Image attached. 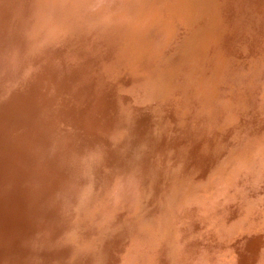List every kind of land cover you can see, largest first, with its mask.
I'll return each instance as SVG.
<instances>
[{
    "label": "rangeland",
    "instance_id": "1",
    "mask_svg": "<svg viewBox=\"0 0 264 264\" xmlns=\"http://www.w3.org/2000/svg\"><path fill=\"white\" fill-rule=\"evenodd\" d=\"M4 1V6L1 7L2 14L0 21L4 19L1 23L3 27L5 26L8 29L6 26L13 11L16 8L19 10L24 3L23 1L29 2L30 0ZM163 1L161 4L164 7L163 16L165 18L169 15L175 17V22L173 23L175 24L174 31L170 35L168 43V40L164 41L163 39V26L161 23H158L152 28L151 34L145 38L144 45H137L134 51L137 56L142 53L144 54L147 50L146 47L156 45L153 50L150 49L152 56L149 57L151 59L148 61L150 64L153 63L154 67L150 68V65L149 67L146 65L147 67L145 68V65H140L138 67V73L142 74L140 78L138 76H131L132 70L129 63L125 60V55L118 50V44L114 45L112 39L107 38L106 33L109 31L105 29H102V32L96 33L100 36L94 35L93 31L89 32V37L85 40L75 37L79 38L80 42L84 41L81 44L79 41L75 43V47L80 45L77 49H68L73 59L66 58L68 55L60 56L56 61L50 63V66H52L48 68L49 64L43 68L44 63L47 61H43L45 55L39 56L35 60H32L31 63L27 62L26 55H24L23 61L18 59V65H12L10 59H8L6 64V59L0 69V95L2 96L0 98V144H3H1V147L8 148V151L10 148L11 150L14 149L13 151L15 152L17 150L15 145H17L16 141L19 136V134L17 136V132H20L19 127L28 123L25 125V131L27 130L28 133L33 132V130L35 133L39 131L37 128H34V123H31L32 120H29V115H26V113L29 114L27 111L34 106V103L37 108H41L42 99L40 98H43L46 91L52 98L56 93L54 84L61 81L65 76L71 78V69H74L81 62L79 59L82 60L84 56L87 57L86 52H90V54L92 53L90 69H88L87 60H82L81 64L88 73L86 82L91 86L93 93L98 92V101L103 98V102H101V106L97 112L91 117L89 122L85 123L79 122V120H68L66 121L68 123H61L50 117L45 118L48 123H50L49 120H53L50 124L55 134L48 140L50 144L47 147L52 149V155L47 160L49 162L52 161L51 165L53 164L54 167L56 164V167L65 170V175L70 176L65 178H69L68 180H70L66 184V186H69V189L70 186L74 185L80 187L78 193L82 194L81 207L75 213L77 215V213L84 211L87 214L92 211L90 224L84 226L88 227L91 225V233L85 229L78 230L76 221H74V224L71 223L72 218L75 217L69 213H64L63 218L65 220L62 225L55 224L56 226H53L54 233L60 229L62 233L65 232L63 234L66 237L73 236V240L75 239V234L81 243L89 242V238L93 242L96 239L98 243H94L93 247L100 250L102 248L101 245H103L101 238L110 237L109 232L106 231L111 230L113 227H105L103 226V220H96V210L98 208L105 209V203L108 204L109 199L113 197L119 183L123 182V187H129L136 185V183L138 185V182H140L141 188L136 189L135 187L131 194L140 195L142 207H149L147 209L148 213L153 214L152 211L155 208V203H159L160 197L162 198L165 195L167 202L166 205L163 204L165 208L161 209L163 211L162 215H165V213L170 215V211L172 212L171 217H174L170 226L174 229L175 233L178 231V234H187V231L184 230L186 227V229L190 228L188 231H191L193 234L190 239L185 240V243H188L191 247L194 246V248H196L197 242L201 244L205 243L207 246L218 247L219 250L223 251V254H226L225 251L228 249L232 248L235 251L238 248L236 243L241 239L237 240L235 238H240L239 236L235 234L229 235L225 231L226 229H231L233 224H236L235 218L237 213L239 217L240 215L242 216L240 217L241 222L245 220L244 217L246 216H244L242 210L247 209L245 204L262 206L263 213H261L262 215L264 214V203H262L264 201L262 199L264 197V162L261 159V154L264 152V92L262 91L264 89V0ZM93 4L96 7L101 5L95 2ZM74 6L69 5L66 8H62L58 4H54L55 17L58 18V15L61 13L71 11ZM123 6L124 3L122 2L114 10ZM108 8L111 12L114 11L111 10V7ZM90 12H92L91 9ZM72 18L74 17L69 19ZM44 25L42 21L39 22L35 25L33 32L39 35L44 30ZM3 27L0 28V31L4 37L7 30L4 32ZM3 37L2 35L0 36V38ZM26 42L24 45L25 49L23 48V52H21L30 56L31 52L35 50V38H28ZM210 42H212L211 45ZM155 64H157L156 70H154ZM65 68H67L65 75L55 82L56 77ZM38 70H40V75L37 77ZM93 75L94 78L90 79ZM206 80L207 82H205ZM73 82V80L69 81L71 88L76 87L71 85ZM43 83H47L46 90L44 88L41 90L35 88L36 85L42 86ZM206 85L210 89L206 88ZM31 87H33L31 93H28ZM66 88L69 89L67 86ZM69 91L71 90L69 89ZM33 92L35 93L33 98L36 101L29 104L28 102L29 99H32ZM206 95L208 98H206ZM73 96L72 92L67 93L65 90L62 94V100L65 107L66 104L76 106V111L81 107V101L87 104L83 110H78L79 116L84 111H92L97 104H92V98H83L79 91ZM94 96L97 95L95 94ZM212 96L213 98L210 100ZM25 105L27 109L24 108ZM65 107H60L58 110L63 112ZM46 109L50 110V105H47ZM20 115H22V118L19 117ZM43 115L45 114L43 113ZM21 119L25 121L23 120V122ZM17 125L18 127H16ZM53 125L55 128H53ZM9 126L12 127L10 128ZM14 128H18L16 129L18 131L16 132ZM61 131L66 135L65 138L62 137ZM71 136L74 137L72 144L74 149L67 156L63 139L70 138ZM125 136H128L129 143L131 144L126 157L129 163L131 161V168L121 170L123 163L120 165V160H116L119 154L118 151L125 142ZM13 137H15V141L12 140ZM2 140L5 141L3 142ZM11 142H14L15 147ZM60 147L64 149V152L61 153L65 156L63 159L55 154V151H59ZM251 152L254 153L251 154ZM258 152L260 153L258 154ZM6 154L8 155V153ZM237 154L239 155L237 156ZM257 154L258 156H256ZM8 156L13 157L14 155L12 153ZM120 156L124 158L123 155ZM254 157L260 158L257 160ZM35 162V164L33 162L34 166L32 164L30 168L33 170L26 169L27 167L21 164L23 170L19 171L26 173V177L29 176L27 172L30 174L34 170V172L41 173L40 170L44 169L43 164L38 163L40 161ZM151 165L156 169L154 171L155 174L157 175V172L162 174L166 182L163 179H148L147 172ZM40 166L42 167L40 168ZM59 169H56L57 176L62 178V171H59ZM254 170L257 171L254 172ZM121 171L124 172V176H122ZM175 171L176 173H174ZM218 171L220 172L218 173ZM241 171L243 172L241 173ZM217 173L218 175H216ZM72 178L74 183L71 180ZM257 178L258 180H256ZM180 180H182V184H180ZM252 180L254 181L252 182ZM233 183L237 187L239 186V188L233 187ZM257 183L260 184L257 185ZM205 185H207V188ZM53 187L55 188V186ZM219 187H222V189L220 190ZM216 188L217 190H215ZM229 188L230 190H228ZM225 189L229 194L226 193ZM197 191L200 194L196 193ZM219 191H221V194ZM224 192L225 194H223ZM214 194L217 196H214ZM192 195L196 197L202 196L201 201L203 203H199V201L198 205L196 203L194 205L193 203L191 204L192 208L189 210L191 205L183 207V203L185 199L192 200ZM206 197H208V200ZM173 198H176L178 201L175 199L174 202ZM239 199H242V201ZM205 203L206 206L203 207L202 204ZM131 208V210L129 208V210L124 212L130 219L135 218V213H137L135 212L136 209ZM197 208L200 209L198 210ZM196 209L198 212H196ZM191 213L194 214L192 218L190 217ZM195 214H197V218H195ZM138 215L136 217L137 222L142 217L139 213ZM154 215L151 216L155 217ZM185 215L188 220L185 219L186 217L184 218ZM100 216L104 220L107 219V211L104 210L101 214L99 213L98 217ZM151 216L147 215V219ZM87 217L89 219L88 215ZM239 217H237V220H239ZM85 218L86 216L82 217L79 215V219ZM193 218L195 219L193 220ZM232 221L235 222L233 223ZM213 222H215L217 227L212 224ZM223 222L226 224L225 227ZM221 224L222 226L219 227ZM206 225L207 227L209 226L208 229ZM96 227L102 229V233L98 237L94 234L95 238L92 234ZM218 227L225 230H223V235L220 233L222 232L220 231L221 229H218L220 232H215ZM43 230L40 229L41 232ZM116 233L112 234L113 238H116ZM227 233L228 235H226ZM3 234L5 232L2 230ZM41 234L43 237L39 236L41 240L39 241V238H37V241L42 244H49L46 243V240L50 238H44L45 234ZM202 235L204 238L200 239L198 236ZM8 236L3 235V238L8 239V241L2 240L1 236L0 244L1 242H9L11 237L8 238ZM170 237L173 238L170 239V250L166 255V259L170 261L169 264H172L180 255V244L177 243L179 238H176L174 233ZM224 238L226 240H224L225 243L223 242ZM227 239L228 241L231 240L230 244L227 242ZM128 242L124 244L126 248L130 247ZM20 243H17V245L23 244L21 247L28 248L26 241H21ZM54 245L56 246L55 243L51 245V241L49 247L48 245H42L43 251L49 248V251L52 250L53 252L49 255L47 249V256V252L45 251L47 257L46 263L49 264L50 262V264H54V260L57 259L56 261L60 260L61 264H85L87 251L84 253V247L87 244L85 245L84 243L82 246V244L70 243L67 247L69 254L67 257L64 255L62 259L57 249H54L56 248ZM0 247L2 246L0 245ZM81 256H83L82 259ZM52 257L53 259H51ZM189 258L191 257L189 256Z\"/></svg>",
    "mask_w": 264,
    "mask_h": 264
},
{
    "label": "bare ground",
    "instance_id": "2",
    "mask_svg": "<svg viewBox=\"0 0 264 264\" xmlns=\"http://www.w3.org/2000/svg\"><path fill=\"white\" fill-rule=\"evenodd\" d=\"M4 2H5L4 0L2 1L0 0V17L2 14L1 7L4 6ZM23 2H22L23 5L19 10L16 8V10L13 11V14L9 19V23L6 26L8 29H6L5 26L3 27V24L1 23L2 21H4V19L0 21L1 23L0 28L3 27L4 32L5 30H7L6 33L4 34V37H3V33H1L0 31V36L2 35L3 37V38H0V69L2 65H4L6 59H7L6 64H7L8 59H10L11 64L16 65L19 62V60L23 61L24 55H26L28 63H31L32 60H35L41 55H45V58L43 61L45 60L47 61L44 63L43 68H45L48 64L49 65L47 66V68L51 67L52 65L50 66V63L56 61L60 56L68 55L66 56V58L69 57V59L72 60L73 58H71L69 54L70 51L68 49L75 50L80 46V45L79 46L77 45L76 47L74 46L75 43L79 41V38H75V37H80L85 40L87 37H89L88 33L91 31H93L92 33L94 35L100 36V35H97L96 33L102 32V29H105L106 31L107 30L109 31L106 33L107 38H111L114 45L118 44L119 45L118 50L121 51L125 55L124 56L125 60L129 63V66L132 70L131 76H136V77L138 76L140 78L142 76L140 72L138 73V70H139L138 67L140 65L142 64L145 65V68L147 67L146 65H148V67L150 65V68L154 67L153 66L154 64L153 63L150 64L148 61H150L149 59H151L149 57L152 56L151 55L152 51H150V49L153 50L156 47V45H154L153 47L152 45L146 47L147 50L145 51V53L144 54L142 53L141 55H138V56L134 52L137 45L138 46L144 45L145 38H147L151 34L152 28L158 23H161L163 26L162 28L164 32L162 34L164 37L163 38L164 41L168 40V43H169L170 35L173 34V31H174L175 24L173 23L175 22V17L169 15L165 18V16H163L164 7L163 5H161L164 2L163 0H70V1H67V0H30L29 2H25V1ZM93 2L101 4V5L96 7V5L93 4ZM122 2L124 3V6L122 8L114 10L117 6H120ZM54 4H58V6L62 8H66L69 5L70 6L75 5V6L71 11L61 13L60 15H58V18H56L55 17L56 12L53 7ZM108 7H111V10H114V11L111 12ZM90 9L92 10V12H90ZM71 17H74V18L69 19ZM41 21L43 25L44 24L46 25H44V30L41 31L39 35H36L33 32V29L35 25H37ZM208 33H209V30H208ZM28 38H35V42H34L35 50L31 52L30 56L22 53L23 48L25 49L24 45L25 43H27L26 41L28 40ZM84 40H82L81 42L79 41L80 44ZM211 43L212 42H210V45ZM162 48L164 49V47ZM86 53L87 55L86 54L85 55L87 57L84 56L82 60H87L86 62L88 65V69H90L92 53L91 54L90 52H86ZM82 60L79 59V61L81 62ZM81 62H79V64H77V66H75L74 69L73 68L71 69L70 71L71 78H69L68 76L63 77L66 73L67 68H65L56 77L55 82L60 80L62 77L63 78L61 79V81L54 84L56 93L52 96L53 99L51 98V95L46 91V94H44L43 98H40L42 99L41 100L42 104L39 101V103L42 105L41 108H37V106L34 103L35 107L32 104L33 107L29 108V110L27 111L29 114L26 113V115H29V120L30 119L32 120L30 121L31 123H34V126H35L34 128H37L40 132L38 131L37 133H35V131L33 130V132L28 133L27 130L25 131L26 129L25 125H27L28 123L25 125H23L22 123L24 127L23 126L19 127L20 128L19 133L17 132L18 130L16 131V129L18 128L16 129L14 128L15 131L17 132V136L19 134L18 139L16 141L17 145H15L17 149L15 152L13 151L14 149L11 150L10 148L8 151L7 150L8 148L5 149L4 147H1L2 143L0 144V237L2 236L1 239L3 240L4 239L3 235L4 236L6 235V237L9 235L8 238L11 237L12 239V240L9 239L10 241L7 243L1 242L0 244L2 246L0 247V264H48L45 262V260H47L46 255L48 256V252H49V255L53 252L52 250L49 251V248H47L48 252L46 251L47 249H45V251L47 252L45 255V251H43L42 245H48L49 247L50 241H51V245L54 243L56 244V246L54 245V247H56L54 249H57V252L59 253L61 259L63 258L64 255L67 257V255L69 254V250L67 247L70 243L78 244V245L82 244V246L84 243L85 245L87 244V246L84 247L85 249L84 253L85 251H87V258H86L85 264H169L170 261H167L166 255L168 254L170 250L169 242H171L170 239L173 238V237L171 238L170 236L173 233L174 235H176V238H179L177 243L180 244V255L176 260H174V263L172 264H264V214L262 215L263 213L262 206L261 207L258 205L250 206V205L245 204L247 209H242L244 216H246V217L243 216L245 220L241 222L240 217L242 216L240 215L239 217L238 216L239 214L237 213V216L235 218L237 221L236 224L235 225L233 224V227L231 228L232 223L230 222L231 229H226V231L223 229L225 232H228L229 235L235 234L240 237V238H235V239L237 240L241 239L240 241L236 243V246L238 248H236L235 251H233L232 248L229 250L227 247L228 250L226 251L228 252L225 251L226 254H223L222 253L223 251L221 249L219 250L218 247L216 246L211 247V246H207V244L205 243L201 244L197 242V246L196 248H194V246L191 247L188 243H185L186 239H190L191 236H193L192 232L188 231L190 228L186 229L185 227L184 230L187 231V234H182V233L178 234V231H177L179 228L178 226L176 230L177 233H175L174 229L170 226L172 218L174 217V216L171 217L172 212L170 211V215L169 214L167 215L166 213L165 215H162L163 211L161 209L165 208L163 204L166 205V202H167L165 200V195L162 198L160 197V199L158 200L159 203L157 202L158 205L157 203H155L154 205L155 208L152 211L153 214L148 213L147 209L149 207L148 208L142 207V204L140 203L142 202L140 195L135 194V193L131 194L132 190H134L135 187L136 189H139L140 182H138V185L136 183V185L129 186V187L128 186L123 187L122 185L123 182L119 183V185L114 191L113 197L109 199L108 204L105 203L104 205L105 206L104 210L107 211V215H108L107 219L104 220L103 217L101 216L98 217L99 213L101 214L102 211H104L103 209L98 208L96 210L97 211L96 216H95V218H97L96 220H99V221L103 220V226L105 227L106 226L113 227L111 230L106 231V232H109L110 237L101 238L103 245H101L102 248L100 250L93 247L94 243L95 244L98 243L96 242V239L93 242V241H90V238H89V242L81 243L80 240L75 236V234H74L75 239L73 240V236L72 237L70 236L71 239L70 237H66V235L63 234L65 232L62 233L60 229L54 233L55 230H53V226L55 224H61V225L63 224L65 220V218H63L64 213H69L75 217V218H72L71 223L74 224V221H76L78 230L85 229L89 233H91L90 231L91 225L88 227H84V226H87L90 224L91 217H92V211L90 213L88 212L89 214L88 213L86 214L84 211L77 213V215L75 213L81 207V195L82 194L78 193L80 187L74 185V186H70V189H69V186H66V184L69 183L70 180H68L69 178L67 179L65 178L70 177V176L65 175L66 174L64 173L65 170L59 169L58 167H56V164L54 167L53 164L51 165L52 161L49 162L47 160V158H49V156L52 155V149L47 147V145L50 144V141L48 140L50 139V137L55 135L52 130V125L50 123H52L53 120H56L57 122H61V123L62 122L68 123L66 122L68 120H72V121L79 120V122H82V123L89 122L91 117L97 112L98 108L101 106V102H103V98L98 101V92L93 93V91L91 90V86L88 84V82H86V80L88 79V78L86 79V76L88 77V73L86 69L82 66ZM156 65L157 64H155L154 70L157 69ZM5 68H6V65H5ZM39 75H40V70H38L37 77ZM92 78H94V75L93 77H90V79ZM71 80L74 81L73 83H71V85L76 86L75 88L70 87L69 81ZM205 82H207V80ZM66 86L71 91H69V89H67ZM46 87H47V83H43L42 86H39V85L35 86V88L39 90H41L42 88L46 90ZM207 87L208 89H210L208 85H206V88ZM32 88L33 87L29 89L28 93H31ZM203 89H204V86H203ZM65 90L67 93L72 92L74 96L77 93V91H79V93L81 94L83 98H87V99L92 98L93 99L92 104L94 103H97V104L92 109V111H84V113H81V115L79 116L78 110H83L84 107L87 106V104L81 101L82 105L77 111H76V106L72 104H66V107H65V104L62 100V94L65 92ZM262 91L264 92V89ZM34 92L31 96L32 99L31 100L29 99V102H28L29 104L36 101L33 98L35 96ZM95 94L97 96H94ZM207 95H206V98H208ZM261 95L259 96L261 97ZM1 97L2 96L0 95V98ZM212 98L213 96L211 97L210 100H212ZM263 100H262V104H263ZM29 104H27V106H29ZM47 105H50L51 107L50 110L46 109ZM60 107H65V110L63 112L59 111L58 108ZM24 108L27 109L26 105ZM43 113L45 115H43ZM19 117L22 118V115H20ZM45 117H50L53 120H49L50 123H48ZM9 127L11 128L12 126H9ZM16 127H18V125ZM27 127L29 128V126ZM53 128H55V126ZM60 133L63 138L66 137V135L62 131ZM17 136L15 137L17 138ZM15 137H13L12 140L15 141ZM73 139H74L73 136H71L70 138L63 139L65 142V146H66V147L64 146V148H65V152L67 153V156L69 155V152L73 151L74 149V147L72 146L73 141H74ZM124 141L125 142L123 143L121 149H119L118 151L119 154L117 155V160H116V161L120 160L119 161L120 165L123 163L124 167L121 165V170H126V169L131 168V161L129 163L128 162L129 160L126 158L128 154V149L131 145L129 143L128 136H125ZM11 144H13L14 146V142H11ZM55 152H56L55 154H57L56 156L62 157V159L63 157H65L64 154H61L64 152L63 147H60L59 151L56 150ZM6 153H8V155H11L13 153L14 156L13 157L8 156ZM252 153L254 152H251V154ZM259 153L260 152H258V154ZM258 154L256 156H258ZM120 155H123L124 158L121 157ZM238 155L239 154H237V156ZM259 158L260 157H257L255 159L258 160ZM230 159H233V158H230ZM261 159L264 162V152L261 154ZM35 161L37 162L40 161L38 163L43 164L44 169L40 170L41 173L34 172L35 171L34 170V171H31L33 173L29 174L27 170L26 172L28 173L27 175L29 176L26 177V173H21L19 171V170H23L21 168V164H24L25 166L24 165L23 166L27 167L26 169H30L32 167L33 162L34 164L36 163ZM241 165H242V162H241ZM241 165L240 167H242ZM258 165L260 166V164ZM41 167L42 166H40V168ZM221 168L224 169L223 167ZM56 169H59V171H62V178L60 176H57ZM30 170H33V169H30ZM155 170L156 169H154L152 165L150 166V168H148V172H147L148 179H152V180L163 179L164 182H166V179H164V176L162 174H160L159 172H157V175L155 174L154 172ZM237 171H238V168H237ZM248 171H249V168H248ZM256 171L257 170H254V172ZM219 172L220 171H218V173ZM228 172H229V169H228ZM242 172L243 171H241V173ZM174 173H176V171ZM218 173L216 175H218ZM124 175H125L124 172H122V176ZM255 175L257 176V174ZM224 177L226 176L224 175ZM71 180L74 183L73 178ZM225 180H224V183H225ZM256 180H258V178ZM181 181L182 180H180V184L183 183V182L181 183ZM253 181L254 180H252V182ZM184 184L186 185V183ZM258 184L260 183H257V185ZM53 186H55V188ZM206 186L207 185H205V187ZM227 186H228V183L225 186L226 189H227ZM234 186L236 188H239V186L237 187L235 184L233 185V187ZM217 188L215 190H217ZM219 189L221 190L222 187L221 188L219 187ZM228 190H230V188ZM219 192L221 194V191ZM196 193H199V192L197 191ZM226 193L229 194L227 190H226ZM187 194H188V190H187ZM223 194H225V192ZM214 196H217V195L214 194ZM191 197H192L191 198L192 200L185 199L183 203L184 204L183 207H188L193 203L194 205L195 203L198 205V201L199 203H203L201 201L202 196L196 197L192 195ZM199 198L200 200H198ZM206 198L208 200V197ZM175 199H174V202H175ZM262 199H264V197H262ZM240 201H242V199ZM262 203H264V201ZM202 205L203 207H205L206 203ZM131 207H133V209H136L135 212L137 213L134 212L135 218L130 219L127 217L126 213L124 212L126 210H129V208L131 210L132 209ZM191 208H192V205L189 208V210ZM197 209H196V212H198ZM138 213L142 216L140 218L141 220L138 218L139 223L136 220ZM191 214L192 215L190 217L192 218L194 214L193 213ZM79 215L82 217L86 216V218L79 219ZM87 215L89 216V219ZM147 215L149 216L154 215L155 217H152V216L149 217L148 218L149 221H148ZM195 215H196L195 218H197V214ZM185 217L186 215L184 216V218ZM237 217H239V220H237ZM195 218H193V220ZM180 219H179V222H180ZM185 219H187V217ZM186 222H191V221H186ZM232 222L234 223L235 221H232ZM212 224H214V226L217 227L215 222H213ZM222 224L219 225V227H221ZM223 225L225 227L226 224L224 223ZM208 227L206 225L207 229ZM219 227L217 228V231L215 232L217 233V232L222 231L220 232L222 234L224 231L222 230V228H220L221 229L220 230ZM40 229H44V230L41 232ZM172 229H173V232H172ZM214 229L216 230V228ZM218 229L220 231H218ZM2 230L5 232V234L3 235H2ZM101 230L102 229H98V227H96V229L93 230L92 236H94V234H96L95 235L96 237L100 236L102 233ZM106 232H103V233H106ZM115 232H117L115 235L116 238H113L112 234H114ZM41 233L45 234L44 238H47V239L50 238L49 240H46V243H49V244H42L37 241V238H39V236L41 238L43 237ZM228 233L226 235H228ZM198 237L200 239L204 238L203 235L198 236ZM225 238L223 239L224 243L226 241ZM5 239L4 241H8V239L6 240ZM40 240L41 239L39 238V241ZM21 241L22 242L26 241L28 248H23L24 246L21 247L23 244L17 245V243H20ZM127 241H129L128 243L130 244V247L128 248H126V246L124 245L125 242L127 243ZM230 241H228L227 239V242H229V244H230ZM108 242H109V245H108ZM215 251L217 254L214 253ZM189 256L191 258H189ZM212 256L214 257L218 256V257L213 258ZM82 257L83 256H81V259ZM51 259H53V257ZM56 260L57 259L54 260L55 261L54 264H61L60 260H58L59 262Z\"/></svg>",
    "mask_w": 264,
    "mask_h": 264
}]
</instances>
